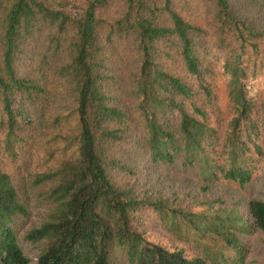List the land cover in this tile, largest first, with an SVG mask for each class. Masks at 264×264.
<instances>
[{"label": "trees", "instance_id": "obj_1", "mask_svg": "<svg viewBox=\"0 0 264 264\" xmlns=\"http://www.w3.org/2000/svg\"><path fill=\"white\" fill-rule=\"evenodd\" d=\"M263 139L264 0H0V264H32L26 180L47 208L25 235L34 264H247L263 199L246 215L165 196L146 171L244 188Z\"/></svg>", "mask_w": 264, "mask_h": 264}, {"label": "rangeland", "instance_id": "obj_2", "mask_svg": "<svg viewBox=\"0 0 264 264\" xmlns=\"http://www.w3.org/2000/svg\"><path fill=\"white\" fill-rule=\"evenodd\" d=\"M219 82L222 89H224L222 80ZM222 92L223 96L226 97L224 90ZM33 153L32 156L25 154L23 160L20 162L29 169H35L40 164L41 149L35 146ZM146 177L151 187L161 195L171 196L175 191H181L188 194L204 193L207 196L222 197L228 202L240 201L242 210L246 215L249 211V202L251 199L260 198L264 200V160L259 165L253 180L244 188L235 182L227 180H219L207 184L201 179L197 168H184L180 162L174 165H161L153 169L147 168ZM19 184L23 187L25 185V188L28 187L27 204L30 210L29 217H21L18 220L19 239L25 253L32 259V264H34L39 254V246L27 241L25 235L29 229L39 225L44 220L47 208L44 203H40L36 199L31 181H19ZM204 185H208L206 192L203 190ZM242 237L249 248L247 264L264 262V230H258L252 234L243 235ZM150 238L171 249H174L178 244L174 238L162 232L159 233V236L151 233Z\"/></svg>", "mask_w": 264, "mask_h": 264}]
</instances>
